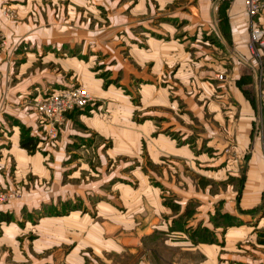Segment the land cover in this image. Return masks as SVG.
Masks as SVG:
<instances>
[{
  "label": "rangeland",
  "instance_id": "1",
  "mask_svg": "<svg viewBox=\"0 0 264 264\" xmlns=\"http://www.w3.org/2000/svg\"><path fill=\"white\" fill-rule=\"evenodd\" d=\"M111 1L115 2V8L129 1L120 13H116L119 17H114V19L107 15L110 8H108V4L106 6L104 0H3L0 4V13L6 18L7 23L24 22L35 17L36 20L33 24L35 26L40 25L39 28L42 29H60L62 27L71 29L78 26L79 30L86 29L84 32H87L88 36L84 37H86L87 44L89 41L92 42L91 45H96V43L107 44L109 50L106 49L104 54H101L97 48H94L97 51L89 52L87 51L88 47L85 46L87 48L85 53L86 55L88 52L91 54L92 63L87 67L79 65L77 75L72 79L71 84L82 85V79L88 76L84 72L91 71L96 77L102 78L104 87H110L114 91L121 90L126 97L113 100L111 95H108L107 99H98L92 95V101L82 109H86L88 105L95 107V104L99 103H104L106 106L105 103L110 102V106L116 104L130 109L120 110L117 120H114L113 118L118 112L106 110L107 108L103 106L104 121L108 125L113 126L117 122L118 125H129L134 128L144 125V123L145 125L150 123L154 125L156 130L155 133L145 132L141 135V151H138L135 147L136 144L130 140L131 143L128 142V145L131 146L130 151H122L117 157L110 158L102 166L103 171H119L126 177L112 175L107 183L105 178H101L100 172L95 171L99 164L96 157L87 161L85 167L77 160L76 154L68 155L67 151L64 150L60 163V193H53L48 199L49 202L42 203L40 209L34 207L29 211L24 208L19 209L16 217L9 211L0 212V220L18 218L17 223L21 228V232L17 236L20 241L19 245L25 244L29 252L33 253V256L29 255L27 259L28 264H72V260L69 259L74 247L72 218L62 217L68 215L70 211L76 210L81 214H88L92 223L97 224V226L90 224L87 229L89 232H98L100 226L106 229L103 219L96 209V203L101 195L94 192L89 194L88 192L86 199H83L81 193L63 190L64 187L69 188L70 184L72 190L79 182L92 184L93 187L102 186V190H107L109 193V196L106 194L103 196L113 201H116V198L120 196L116 187L122 182L131 187L139 186L143 192L147 190L144 183L150 187H158L161 193L159 195V198L161 197L160 204L166 206L167 210L165 212L163 210L160 215L159 213L157 215L153 209L154 206L143 194L141 218H146L144 219L146 223L148 219L154 217L161 219L173 216L174 220L180 219L183 222L185 219L204 216L218 219L227 227L231 223L243 221L241 212H249L256 208L259 202H264L263 193L250 196V198L249 196L241 197L242 195L239 194L243 185L242 175L245 170L244 158L242 159V157L246 154V148L240 147V140L247 138L249 132L251 134L257 129L261 135L264 157V52L263 48L256 45V51L252 53L249 46L252 28L256 26L264 28V12L256 18H251L245 15L242 10L241 13H238L236 11L238 7L233 6L230 12L232 22V27H230L227 18V12L230 11L228 10L230 7L228 0H209L210 3L202 4L205 8L201 7V4H198L196 0H174L158 12L154 9L153 12H150L149 2L151 1L146 0L145 6L134 13L137 0ZM22 5H25L23 7L26 8V11L24 15L20 16L18 11ZM131 8L132 13H129ZM213 11L217 25L214 24L212 16L209 19L206 17L208 13L211 14ZM201 12L204 13V19H199L197 16ZM176 13L185 17L175 16ZM152 27L163 31L169 30V32L160 35L154 34L151 31ZM8 30H10L9 27L0 29V60L7 63V69H4L3 73L0 74V82L2 79L5 80V86L3 87L2 83L1 87L0 110L14 108L7 96V87L14 83L17 72L16 57L10 49ZM103 33L105 35H102ZM83 42V38L76 40V44H83ZM235 46L237 51L241 52L237 58L231 55ZM237 51L236 54H239ZM153 52L157 53L158 59L151 57ZM155 60H158L157 64ZM37 65L40 67L43 65L55 73L59 70L62 75L65 74L63 70L49 62L41 63L39 61ZM185 71L189 73L187 82L179 78V75L184 74ZM218 72L229 75L226 82L221 80L220 76L222 75ZM236 75H239L237 79L234 78ZM229 78L231 81L228 82ZM201 85H206L211 89L207 90V95L203 94ZM150 89L154 92L155 90L168 89V94L165 95L168 99L167 107L163 105L156 107L152 103L155 101L154 97L147 95ZM221 89L229 94L226 92L219 93ZM253 93L256 94L257 98V110H239L245 102L247 103L248 99L252 98ZM220 94L222 95L221 99L218 98ZM234 95H239V97L235 98ZM243 97L247 101H244ZM186 98L191 99V106L186 103ZM233 98H235L237 106L232 103ZM230 101V106H234L235 110H212L215 106L214 103H224V106H228ZM168 105H172V108ZM156 108L160 110H155ZM66 115L72 116V111ZM66 115L60 128L67 123L68 117ZM70 120L72 123V119ZM244 123L249 125L246 126ZM77 125L83 128V125ZM116 129L115 132L120 135L117 127ZM158 132L174 140V144L177 146L184 143V140H188L189 146L196 149L195 153L203 154L200 156V163L196 160L198 163L189 162L188 164L183 157L171 155L167 157L164 156L165 154L153 158L148 152V141ZM127 133L132 138V131L127 130ZM59 134L58 131L53 140H56ZM111 143L112 140L108 139L105 147L110 146ZM51 158L53 157L46 159L51 160ZM71 159L72 167H69L70 164L65 161ZM69 168H72V176L68 175ZM74 168L76 172H73ZM135 168L139 169L140 174L134 171ZM193 168L198 169L195 171ZM165 170H169L171 175L164 176ZM187 171L190 175L192 173L189 179L190 188L182 177L183 173H187ZM233 173L236 175L234 176ZM32 180V177L27 179L28 184L33 183ZM48 181L44 186L49 185ZM193 188L200 193L193 195L192 191L189 190ZM20 194L15 198H19ZM236 198L237 201L243 198V202L246 203L245 209L233 210L232 203H235ZM86 201L90 203L87 202L90 206L85 204ZM251 205H255V207ZM199 206L202 210L198 208ZM209 208L211 209L209 210ZM121 209H124L122 205ZM233 211L237 213L233 214ZM253 211L256 210L253 209ZM263 212V208L255 212L256 216L252 217L251 228L256 236H260L264 240V225L258 226L257 221H255ZM53 214L59 215L60 221L51 220L50 222L54 224L49 223L43 228L35 225L37 219ZM24 220H28L26 226L23 224ZM77 228L75 229L77 230ZM149 228L151 226L141 227L138 224L132 228H117L107 234L105 233L104 235L111 234L117 239L121 238L120 241L123 244L120 243L121 246L117 247L111 241L97 242L90 233L91 242H87L85 244L87 246L83 249L88 251L89 256L86 260L91 261L88 264H101L102 261L100 262V258L95 253L97 247H102L103 255L106 256L107 254L109 259L102 264H171L163 260L167 255V259L177 262L176 255H180L176 252L173 253L171 246L164 242L165 234L160 231L149 232ZM173 228L179 229L183 226L179 224ZM197 229L196 233L202 234V239L212 240V233L209 235L211 232L208 231L209 229L203 226ZM139 230H142L141 233ZM80 232H82L81 229L80 231L77 230L78 234ZM38 233L47 235L46 241L53 242L45 243L40 247L41 249L38 248L40 246V244L36 246L37 240H40L37 238L39 237ZM0 242L1 251L7 253L11 251L8 242ZM195 248L186 250L179 264H197L200 262L202 258L197 259L196 253H192L197 250ZM47 258L53 259L47 261ZM0 260H6L5 264L14 262L9 255H5Z\"/></svg>",
  "mask_w": 264,
  "mask_h": 264
},
{
  "label": "crops",
  "instance_id": "2",
  "mask_svg": "<svg viewBox=\"0 0 264 264\" xmlns=\"http://www.w3.org/2000/svg\"><path fill=\"white\" fill-rule=\"evenodd\" d=\"M145 1L146 0H137L133 13L145 6ZM150 1V12H153V9L158 12L168 4H171L174 0ZM228 1L230 2L228 10L230 11L227 12V18L230 27H232L230 12L233 9V6L238 7L236 10L238 13H241V10L245 15H247V13L245 12L242 3L243 0ZM2 2L3 0H0V4ZM104 2L106 3V6L108 4V8H110V12L107 15L109 18L114 19V17H119L116 13H120V11L127 6L129 1L125 4H120L116 8L114 7L115 2L113 3L111 0H104ZM196 2L201 4V7H204L202 4L210 3L209 0H196ZM23 6L25 7V5L19 7L20 10L18 11V15L20 16L24 15L26 11V8ZM193 8H195V6H193ZM198 8H200V6H198ZM129 13H132V8L129 10ZM214 15L215 12L213 11L211 14L208 13L206 17L209 19V17L212 16L214 24L217 25L216 17ZM175 16L185 17L179 13H176ZM197 16L199 19H204L203 12L198 13ZM260 19L263 18L260 17ZM35 20L36 18L33 17L32 20L28 19L24 22L13 21L12 23H7L6 18L0 13V29L10 28V30H8L10 38L9 45L16 57L17 69L14 83L10 87H7V96L10 100V104L12 103V107L14 108L10 107L8 110H0V185L3 187H18L21 193L20 197L17 199L15 198L1 202L0 212L9 211L15 215V217L19 213V209L24 208L26 211H29V209L33 207L40 209L42 203H46L53 193H60V163L64 150L67 151L68 155L76 154V157H78L77 160H79L81 164H84L83 166L85 167L87 161L91 160V158L95 159L96 157V161H98L99 164L95 171L100 172L101 178H105L104 180L108 183L110 176L112 175L120 177L126 176L115 170L111 172H109V170H107L108 172L103 171L102 166L104 163L112 157H117L122 151H130L131 146L128 145V142L131 143L130 140L136 144V149L141 151V135L145 132H156L154 125L150 123L146 125L144 123V125L134 128L129 125H118L116 121H114L116 123H114L113 126L108 125V123L104 121V114L102 113L104 107L107 108L106 110H116V112H118L115 114L113 118L114 120H117V117L121 112L120 110H129L130 108H125L116 104L110 106V102H106V106H104V103H99L95 104V107H93L94 105H88L86 109L79 108L73 110L74 112L72 111V116L70 115L72 118H70L69 115H66L68 120L67 123L60 128L59 137L56 140H48L45 138L43 133V117L36 110L35 101L38 98L45 96L48 92H57L72 86V79L77 75L78 66L81 65L82 67H87V65L90 66L92 63V56L89 52L97 51L94 50V48H97L101 54H104L106 49H109L108 46H106L107 44L100 45L96 43V45H91L92 42L90 41L89 44H87L86 37H84L88 36V33L84 32L86 29L79 30L78 26H74L71 29L66 27L60 29H42L39 28L40 25L35 26L33 24ZM260 23L263 25L262 22ZM151 31L154 34L159 35L167 31L169 32V30L163 31L155 29L154 27H152ZM102 35H105V33ZM77 38H83V44H76ZM85 46L88 47L87 51H89L87 55L85 53L87 49ZM235 50L237 51L236 46L235 49L232 50L231 55H234L235 58H237V56H240L241 52L237 51L239 54H236ZM151 57L158 59L157 53L154 52L151 54ZM39 61L41 63L49 62L54 64L63 70L65 74L62 75L59 70L55 73L53 70L43 65L40 67V65H37ZM157 61L158 60H155L156 64ZM6 64V62H1L0 60V74L3 73L4 69H7ZM84 73L88 76L82 79V85L98 99H107L108 95H111L113 100L122 99L123 96L126 97L121 90L118 91L117 89L114 91L111 90L110 87H104L102 78L99 76L96 77L93 72L88 71ZM188 74L189 73L185 71L184 74L179 75V78L187 82ZM219 74L222 75L220 76L221 80L226 82L229 75H223L221 72ZM238 76L239 75H236L234 78L237 79ZM229 81H231L230 78L228 82ZM4 82V79L0 82V93L2 83L3 87L5 86ZM181 82L184 83L183 81ZM201 87L203 94L206 95L208 94L207 90H211L206 85H201ZM181 90H183V87H181ZM112 91H114V94ZM221 92L226 91L221 89L219 93ZM153 93L155 94L154 96ZM226 93L229 94L228 92ZM166 94H168V89L159 91L155 90V92L150 89L147 93L148 97H154L155 101L152 103H154L156 107L162 105L167 107L168 99L165 97ZM234 96L235 98L239 97V95ZM221 97L222 95L220 94L218 98L221 99ZM235 98H233L232 103L237 106ZM256 99L255 93H253L252 98L248 99V101L243 97V100L247 101V103L245 102V104H243L244 106L239 110H257ZM186 103L191 106V99L186 98ZM230 103L231 101L228 103V106H224V103H214L215 106L212 110H235L234 106H230ZM124 105L126 106L127 104ZM168 106H171L172 108V105ZM78 110L79 112H77ZM155 110L160 109L156 108ZM68 113L70 114V112ZM70 119H72V123L70 122ZM77 124L83 125V128H80ZM244 125L247 126L249 124L244 123ZM116 127L121 136L115 132V130L117 131ZM127 130L132 131V138L129 137ZM241 133L243 134L242 131ZM154 135L155 136L148 141V152H150V155L153 158L165 154L164 156L167 157L169 155L183 157L188 164L189 162L192 164L200 163V156L203 154L195 153L196 149L189 146L190 142L188 140H184V143L177 146L174 144V140L163 135V133L158 132ZM247 135V138L245 137L240 140V147L246 148V154L242 157V159L244 158L243 162L245 163V170L242 175L243 185L240 188L239 194L242 195H240L241 197L249 196V198L250 196L261 193H263L264 196V157L260 140L261 135L258 133L257 129L251 134L249 132ZM108 139H111L112 143L110 146L105 147ZM47 157L53 158L48 160L46 159ZM196 160L198 162H196ZM65 162H68L70 164L69 167H72V159ZM197 169L194 170L197 171ZM134 171L140 174L138 168H135ZM73 172H76L75 168L73 169ZM68 175L72 176V168L69 170ZM170 175L171 173L169 170L164 171V176ZM233 175L235 176L236 173H233ZM191 176L192 173L190 175L189 171L183 173L182 176L189 188V179ZM31 177L33 178V183L28 184L27 179ZM140 177L143 176L140 175ZM156 177L158 176L156 175ZM47 180H49V185L46 187L44 185ZM144 185L147 189L145 192H143L139 186L131 187L122 182L116 187L120 192V196L119 198H116V201L110 200L109 198L106 199V196H103L104 194L109 196V193L107 190L103 191L102 186L93 187L92 184L86 182H79L77 184L79 187L75 186L73 190L71 184L69 185V188H63L64 191L81 193L83 199H86V193L88 192L89 194L92 192L100 194L101 197L96 203V209L98 210L97 212L101 219H103V224L106 226V229H103V227L100 226L98 232L91 233V231L89 232L87 230L88 226L90 224L97 226V224L92 223V219L88 217L87 213L81 214L78 211L73 210L70 211L68 215L62 216L72 218V242H74V247L72 248L71 256H69V259L72 260V264H88V262H91L86 260L89 256L87 254L88 251L83 250L87 246L85 244L89 241L91 242L89 238L90 233L93 235V239L97 242L111 241L117 247L123 244V242L120 241L121 238L119 237L117 239L111 234H104L117 228H132L138 224L141 225V227L151 226V228L148 229L149 232L160 231L165 234L166 238L164 242H167V245L171 246V251L173 253L176 252L180 255H176L177 262L167 259L168 255L167 257H164L163 260L171 264H179L182 260L183 253H185L186 250L195 247L197 250L192 253H196L197 259L202 258L197 264H264V240L262 237L256 236L251 228V224H253L251 223L253 220L252 217L256 216V211L261 208L264 209V202H259L256 208H253L256 211H253V209L246 213L240 211L243 221L241 220L238 223H231L230 225H227V227L220 223L218 219L206 218L204 216L195 217L194 219H185L183 222H181L180 219L174 220L173 216L161 219L154 217L148 219V222L146 223L144 220L146 218H141L143 210V194H145L149 203L154 206L153 209L157 215L158 213L160 215L163 210L165 212L167 207L160 204L159 200L161 197L159 198V195L161 193L159 192L158 187L152 185V187H150L145 183ZM89 189H91V191H89ZM189 190L192 191L193 195L200 193L194 188ZM53 202L55 201L53 200ZM87 202L88 201H86L85 204L90 206V203L88 202L89 204H87ZM242 202L243 198H240L239 201H237L236 198L235 203H232V206L234 207L233 210L237 211V209H245L244 205L246 203ZM53 204L55 205V203ZM121 205L124 207L123 210L121 209ZM251 206L255 207V205ZM251 206L249 207L251 208ZM198 208L202 210L200 206ZM210 209L211 208H209V210ZM234 211L232 213L236 214L237 212ZM262 215L255 220L257 221L258 226L264 225V212ZM58 217L59 215L54 214L42 216L37 219L35 225L39 228H43L44 225H49V223L54 224L53 222H50L51 220L60 221ZM17 220L18 218L0 220V241L8 242L11 246V251L8 253L0 250V258L9 255V257L13 259L12 261H14L9 264H28L27 259L29 255L31 256L33 253L29 252V249L26 248L27 246L25 244L19 245L20 241L17 236L21 232V228L19 227ZM27 223L28 220H24L23 224L25 226ZM179 224L183 226V228H173ZM201 226L206 227L209 229L208 231H211L209 235L212 233V240L202 239L203 235L196 233V229ZM75 228H77L78 231L81 229L82 232L78 234ZM148 230L146 231L148 232ZM141 231L142 230H139L140 233ZM38 235L39 237L37 238L40 239L36 242V246L40 244L38 248L42 247L45 243L48 244L53 242L46 241L47 235L42 233H38ZM104 247H106V245H104ZM95 250V253L100 258V262H107V260H109L107 254L106 256L103 255L102 247H97ZM52 259L53 258H47V261H52ZM5 263L6 260H0V264Z\"/></svg>",
  "mask_w": 264,
  "mask_h": 264
},
{
  "label": "built area",
  "instance_id": "3",
  "mask_svg": "<svg viewBox=\"0 0 264 264\" xmlns=\"http://www.w3.org/2000/svg\"><path fill=\"white\" fill-rule=\"evenodd\" d=\"M247 15L256 18L264 12V0H243ZM259 45L264 52V28L256 26L251 30L249 46L255 53ZM93 99L92 94L81 84L72 85L57 92H48L35 102L36 110L43 117V133L48 140L56 138L63 119L68 112L83 108ZM20 194L18 187L0 186V203L9 201Z\"/></svg>",
  "mask_w": 264,
  "mask_h": 264
}]
</instances>
